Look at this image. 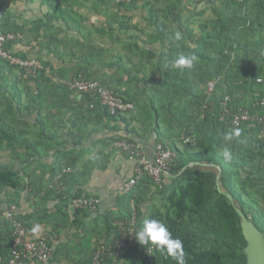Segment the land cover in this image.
I'll use <instances>...</instances> for the list:
<instances>
[{
	"label": "crops",
	"instance_id": "crops-1",
	"mask_svg": "<svg viewBox=\"0 0 264 264\" xmlns=\"http://www.w3.org/2000/svg\"><path fill=\"white\" fill-rule=\"evenodd\" d=\"M94 1L31 0L20 5L0 0V30L18 34L8 49L22 57L37 58L43 65L36 76H28L0 64V166L19 177L17 187L3 190L1 251L10 241L2 212L14 203L17 217L33 236L51 239L57 259L87 264L98 242L114 240L115 230L109 227L108 218L121 219L128 212L124 183L132 176L135 161L112 147L114 138L139 141L151 159L159 133L172 137L166 144L177 151L192 135L188 129L192 119L186 118L197 106L191 104L192 99L203 97L176 82L197 78L198 66L176 67L175 60L181 54H193L194 45L190 40H169L166 22L159 15L169 10L170 15L164 16L179 21L189 6L179 0H153L154 4L152 0H135L134 5ZM263 25L261 19L252 29L254 58L250 62L259 66L264 58L255 57L262 56L256 51L262 49ZM159 27H164L163 38ZM79 72L115 87L135 103V110L124 114L125 119L104 116L102 108L90 106L92 100L87 95L68 87L67 82ZM5 79L8 83L2 84ZM246 88L233 93L236 104L245 105L243 98L246 103L250 100ZM220 93L216 91L208 100L209 124L218 111ZM150 96L156 98L160 109H167L164 114L156 112L155 120L147 108ZM141 97L147 98L142 101ZM182 98L184 116L175 118ZM240 132L239 139L256 150L252 139ZM187 159L192 166L195 161ZM134 190L138 228L143 218L162 209V195L150 183H140ZM76 196L97 199L96 209L72 211L69 201ZM127 262L129 256L119 264Z\"/></svg>",
	"mask_w": 264,
	"mask_h": 264
},
{
	"label": "trees",
	"instance_id": "trees-1",
	"mask_svg": "<svg viewBox=\"0 0 264 264\" xmlns=\"http://www.w3.org/2000/svg\"><path fill=\"white\" fill-rule=\"evenodd\" d=\"M134 1H131L132 5ZM222 2H224V11L213 32L206 31V23H203L197 40H192L194 46H192L193 54L191 55L197 58L193 62V67L198 66V71L201 73L203 70V83L217 74H223L225 81L230 85L231 92L246 87V89H252L255 78L264 75V64L259 66L251 63L250 60L244 61L238 57L241 52L251 54V51L247 46L242 45L244 37L237 28L247 25L249 29H253L257 22L261 23L264 0H244L239 3L236 0H222ZM119 3L126 5L125 2ZM176 18L179 19V14ZM158 29L163 38L164 27ZM235 30L238 33H235ZM187 33L192 38L193 33L188 30ZM262 50L257 49L256 52L262 53V56H256V60L264 58V50ZM250 54L247 55L249 58ZM2 62L8 65L0 59V64ZM215 63L218 64L214 66ZM9 66L10 69H17L15 66ZM211 66L215 69L213 70ZM208 68L211 70L206 72ZM196 76L197 80L201 78L200 74ZM205 76H207L206 79ZM235 81L238 82L234 83ZM189 88V92L193 93L191 87ZM185 89L187 90V87ZM198 95L203 97L199 100H204L203 92ZM203 100L200 105L192 108L186 118L187 121L192 119L191 127L188 129L194 142H186L183 151H177V147H174L176 163L171 168L170 175L165 178L162 187L156 186L162 195V209L153 212L150 218L162 221L173 237L182 241L186 264H247L244 251L247 239L242 230L240 212L256 226L261 227L264 233V214L259 215L251 205L241 199L242 193L249 194L246 184L248 181H254V173L245 168L243 173L239 168L231 167L232 169L229 170L226 164L218 161L220 158L217 156L218 147H221L223 142L228 143L224 137L230 128L218 120L219 111L210 124L209 110L204 112L203 118ZM94 106L99 110L102 108V114L110 119L116 117L125 119L124 114H110L98 101L94 102ZM195 108L198 110L195 111ZM157 113L159 115V112ZM195 118L200 120L197 121L199 123L194 124ZM220 125L224 127L221 128ZM158 138L157 141L165 143L166 140L173 141L172 137L162 136L160 133ZM187 149H191V152L184 155ZM188 157L190 161H195L192 166L188 165ZM241 159L244 157L242 156ZM232 177L236 179V188L232 185ZM167 179L169 181L166 182ZM140 183L154 185L148 176L137 182V187ZM18 185V175L10 168L0 166V204L3 200V190L7 187L15 188ZM129 198V194L125 193L126 211L129 210ZM114 219L108 218V225L112 230H115ZM146 247L148 246L143 247L137 242V251L128 255L129 262L126 264H177L173 258L155 248L152 255L147 254L144 251ZM8 252L9 247L2 251L0 249L1 258L3 259Z\"/></svg>",
	"mask_w": 264,
	"mask_h": 264
},
{
	"label": "built area",
	"instance_id": "built-area-1",
	"mask_svg": "<svg viewBox=\"0 0 264 264\" xmlns=\"http://www.w3.org/2000/svg\"><path fill=\"white\" fill-rule=\"evenodd\" d=\"M131 3L132 0H119ZM244 0H236L242 2ZM18 34L0 30V59L8 65L15 66L19 72L36 76L42 70V63L34 57H22L8 49V44L14 41ZM235 81L234 83H237ZM70 89L87 95L94 102L98 101L112 115L128 114L135 110L132 100L122 96L115 87L109 86L97 79L88 78L82 72L67 82ZM220 88L218 120L227 124L232 130L239 129L246 139H252L256 149L264 151V75L255 78L252 89L249 90L250 100L245 105H238L233 101L230 85L225 81L223 74H217L203 85V118L204 112L209 109L210 97H213ZM194 142L193 137H187L183 143ZM112 147L123 152L127 158L135 161L134 171L124 183V192L129 194V210L124 218L114 219L115 237L112 242H98L93 248L87 264H119L125 256L136 251L137 241L134 237L137 229V201L135 186L145 176H148L154 185L161 188L165 178L170 175L171 168L176 163L175 149L162 141H156L154 154L151 159L143 152L139 141L130 138H117L111 142ZM98 200L81 196L72 197L69 207L72 211L85 208L95 210ZM16 205L9 204L3 209V217L7 223L10 235L9 252L0 259V264H75L55 257V248L47 235L33 236L28 227L17 217ZM154 247H146L145 252L152 255Z\"/></svg>",
	"mask_w": 264,
	"mask_h": 264
},
{
	"label": "rangeland",
	"instance_id": "rangeland-1",
	"mask_svg": "<svg viewBox=\"0 0 264 264\" xmlns=\"http://www.w3.org/2000/svg\"><path fill=\"white\" fill-rule=\"evenodd\" d=\"M14 3L20 4V3H27L31 0H11ZM34 2L39 3L41 0H32ZM90 3H96L94 0H90ZM109 1H113L115 3H119V0H109ZM137 1V0H136ZM181 2L186 3L187 6H189V9H185V12L183 11L180 15L182 19V21H175L174 18H171L169 16V18H166L164 15L169 14L170 12L169 10H165V11H161L159 13V15H161L162 20H164L166 23V30H167V36L169 38V40H174V41H179L182 40L185 43H188L189 40L192 41L197 40L196 38H198L199 33H200V27L203 23H206V31H210L213 32V30L215 29L216 24L219 22L220 19V15L222 14V12L224 11V2H222V0H179ZM151 4H154V1H151ZM21 5V4H20ZM126 5H132L131 3H126ZM186 6H183L182 8H184ZM262 23H264V13L262 16ZM242 24V23H241ZM264 26V25H263ZM262 26V29L264 28ZM188 31H191L193 33L192 38H190L188 36ZM237 30L242 33V37H244L242 39V45L243 46H247L248 50L251 51V54H245L244 52H241L239 54V58L241 57L244 61H251V58L253 57V37H252V29H249L247 25L245 26H241L239 28H237ZM237 30H235V33H238ZM264 30V29H263ZM179 34V35H177ZM264 35V34H263ZM211 40V38H210ZM261 46L262 49L264 50V39L261 41ZM250 54V58L249 55ZM243 55V57H242ZM252 55V57H251ZM233 56H235V54H233ZM253 60V59H252ZM3 66L5 69H9L8 65L4 64L2 62ZM1 64V65H2ZM218 63H215L214 66H216ZM213 67V66H211ZM215 69V67H213V70ZM12 70V69H11ZM196 70V69H195ZM211 68L206 69L207 71H210ZM197 71V70H196ZM24 75H28L25 74L24 72H22ZM198 74V72H197ZM199 74L201 75V78L197 80V78L194 79H189L184 81L182 79L181 82H176L178 85H180L183 88H185V86L187 88L191 87L192 91L194 92H198L200 94H202L203 92V70L202 73L199 71ZM31 76V75H28ZM207 76H205L206 79ZM236 80V79H234ZM8 83V79H5V81L2 82V84ZM177 85V86H178ZM188 90V89H187ZM159 94H156V97H158ZM154 96V95H153ZM161 96V94H160ZM143 97H141L142 100ZM147 98V97H145ZM145 98H143L142 101H145ZM155 100V101H154ZM247 98H243L242 101H244L246 103ZM167 101V100H166ZM184 99H180L179 102V108L174 112L176 118L179 116H184V113H182L181 108ZM200 101L199 99H194L192 100L191 104L193 105H200ZM140 104L142 103L141 101H139ZM167 105V102H164ZM145 105V104H141ZM154 106L156 107V109H154ZM165 106V105H164ZM143 107V106H142ZM147 108H148V112L150 113V115H152V119L155 120V115L156 112H159L160 114H164L165 111H167V109L163 108L160 109L159 108V102H157L155 97H148V101H147ZM165 109V110H164ZM157 110V111H156ZM180 111V112H179ZM158 114V113H157ZM194 124L199 123L197 121H199L198 118H195L194 120ZM165 143V142H164ZM253 146V144H252ZM254 147V146H253ZM225 148H228L231 153H232V160L230 162H225L222 152ZM184 150V148L182 149V151ZM191 149H187L184 153H186L187 155L190 153ZM217 156L220 157L218 159V161L221 164H226V166L228 167L229 170H231L233 167L234 169H240L243 173V171L246 169L248 171H252L254 173L253 177H254V181H248V183L246 184L247 187V191H249V194H241V199L245 202H247L249 205H251V207H253V209L256 210V213H258L260 215L264 214V152L261 150H254L253 148L250 147L249 143H247L246 141H243L241 139H239V137H237V139H232L230 141L227 142H223V145H221V147H218L217 150ZM244 157V159H241V157ZM245 168V169H244ZM232 185L233 187L236 188V179L234 177H232ZM235 191V189H233ZM233 200H235L233 198ZM235 202V201H234ZM242 214V212H240ZM241 216V215H240ZM247 218V217H246ZM247 221L252 222L250 219H246ZM241 224L243 226H245V221L243 218H241ZM253 225L255 226V228L259 231L262 232L261 227H258L255 225V223H253ZM245 230L246 227H245ZM263 233V232H262ZM264 235V233H263Z\"/></svg>",
	"mask_w": 264,
	"mask_h": 264
},
{
	"label": "clouds",
	"instance_id": "clouds-1",
	"mask_svg": "<svg viewBox=\"0 0 264 264\" xmlns=\"http://www.w3.org/2000/svg\"><path fill=\"white\" fill-rule=\"evenodd\" d=\"M196 59L195 55L186 56L181 54L175 60V66L191 68ZM240 135V130L234 129L228 132L224 138L230 141ZM222 155L225 162L232 160V153L228 148L223 150ZM134 237L141 246L154 247L162 254L173 258L177 264H186L182 241L179 238H174L167 225L162 221L153 218H143L141 226L136 229Z\"/></svg>",
	"mask_w": 264,
	"mask_h": 264
},
{
	"label": "water",
	"instance_id": "water-1",
	"mask_svg": "<svg viewBox=\"0 0 264 264\" xmlns=\"http://www.w3.org/2000/svg\"><path fill=\"white\" fill-rule=\"evenodd\" d=\"M245 221V226L242 224L243 233L247 239V245L244 251L247 256V264H264V235L257 230L252 222L247 221L244 214H240ZM245 227L247 230H245Z\"/></svg>",
	"mask_w": 264,
	"mask_h": 264
}]
</instances>
